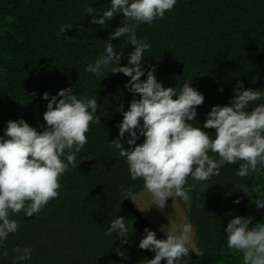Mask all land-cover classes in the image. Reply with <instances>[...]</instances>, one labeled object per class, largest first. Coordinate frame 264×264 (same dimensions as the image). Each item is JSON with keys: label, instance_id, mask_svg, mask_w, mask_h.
<instances>
[{"label": "trees", "instance_id": "1", "mask_svg": "<svg viewBox=\"0 0 264 264\" xmlns=\"http://www.w3.org/2000/svg\"><path fill=\"white\" fill-rule=\"evenodd\" d=\"M89 5L97 18L110 7L109 0H0V136L6 122L18 118L42 131L47 104L42 94L51 97L64 88H73L78 98L96 96L100 120L89 124L87 143L58 178V196L33 217L10 213L18 228L0 247L8 252L0 255V264H13L17 246L32 250L21 264H147L154 256L138 247L145 233L124 204L128 195L143 189V181L130 179L124 159L108 143L117 138L115 125L134 98L125 87L130 78L110 71L96 77L84 70L103 54L111 32L130 22L117 13L106 25L92 24L84 14ZM61 25L68 26L62 34ZM136 35L150 45L141 61V80L153 68L163 87L179 91L191 80L190 86L203 94L190 122L194 127H202L212 106L229 102L237 81L262 93L248 111L264 103V0H177L162 19L141 23ZM110 43L121 52L119 63L127 65L134 46L126 36ZM202 130L214 136V129ZM142 141L140 137L136 143ZM238 166L225 164L219 175L204 182L186 178L185 187L194 185L188 192L186 220L193 226L198 252L183 257L181 264H243L242 255L227 247L223 228L234 216L251 218L250 227L264 223V208L255 207V200H264V167L258 164L241 178L234 174ZM241 184L245 193L238 189ZM116 216L129 226L127 243L115 233L105 235ZM116 248L126 259L116 255Z\"/></svg>", "mask_w": 264, "mask_h": 264}, {"label": "clouds", "instance_id": "2", "mask_svg": "<svg viewBox=\"0 0 264 264\" xmlns=\"http://www.w3.org/2000/svg\"><path fill=\"white\" fill-rule=\"evenodd\" d=\"M176 2L109 0L110 7L98 18L92 6L84 10V14L91 16L92 24L106 25L117 13H122L123 19L130 22L111 32L103 54L94 63L86 64L84 70L96 77H104L110 71L130 78L125 87L134 98L128 110L122 112V120L115 125L117 138L108 143L124 159L130 179H141L153 206L161 210L166 198L189 201L188 192L194 186L185 187L189 176L194 181L204 182L219 175L225 164L239 163L234 174L244 178L250 171H255L258 164L264 167V103L247 110L250 104L261 100V91L245 89L237 81L229 102L212 106L202 127H194L190 122L197 116L196 107L202 105L204 96L190 86L191 80L178 91L176 87H163L156 80L153 68L147 70L144 80L140 79L145 75L141 61L150 45L137 38L136 28L141 23L150 25L154 19H162ZM65 29L68 26L61 25L59 33H64ZM83 30L81 27L80 31ZM121 36H126L127 43L134 46L127 56V65L119 63L121 52L115 51L110 43ZM136 94L139 99H135ZM42 99L47 101L42 131L18 118L7 121L0 136V247L18 228V223L9 218L10 213L23 211L24 217H33L50 199L56 198L60 187L58 178L87 143L85 133L89 124H100L96 96L78 98L73 88H64L51 97L44 92ZM209 128L214 129V136L202 130ZM140 137L143 141L137 144ZM122 140L127 143V149L122 146ZM238 189L246 192L243 184ZM233 203H239V200ZM255 207L264 208V200H255ZM252 224L251 218H231L223 228L226 244L242 255L243 264H264V223L250 227ZM193 232V226L186 218L174 225L165 234V239H157L155 232L145 228L138 247L154 253L147 264H160L162 259L164 264H181L191 249ZM113 233L115 238H123L122 244L127 243L130 232L123 217L116 216L110 221L105 235ZM12 251L17 253L13 264H21L30 258L32 250L17 246ZM113 251L126 259L119 248ZM0 255H8L7 250Z\"/></svg>", "mask_w": 264, "mask_h": 264}, {"label": "rangeland", "instance_id": "3", "mask_svg": "<svg viewBox=\"0 0 264 264\" xmlns=\"http://www.w3.org/2000/svg\"><path fill=\"white\" fill-rule=\"evenodd\" d=\"M88 161L79 166L83 169ZM125 206L132 210L136 215V225L140 231L144 232L145 228L156 233L157 239H165L174 225H178L186 218V203L173 197L166 198L165 207L161 210L153 206L151 195L144 189L130 194L124 201ZM191 249L188 254L195 255L198 252L194 232L192 236Z\"/></svg>", "mask_w": 264, "mask_h": 264}]
</instances>
